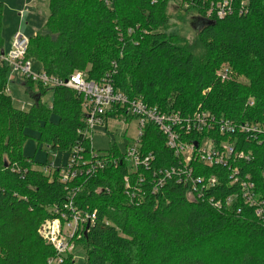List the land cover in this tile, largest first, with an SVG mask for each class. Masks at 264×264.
Returning a JSON list of instances; mask_svg holds the SVG:
<instances>
[{
    "label": "trees",
    "instance_id": "trees-1",
    "mask_svg": "<svg viewBox=\"0 0 264 264\" xmlns=\"http://www.w3.org/2000/svg\"><path fill=\"white\" fill-rule=\"evenodd\" d=\"M169 1L49 0V14L29 38L26 59L63 80L91 66L89 81L107 77L130 99H142L161 113L190 117L208 111L215 118L208 134L215 143L228 139L219 134L222 120L263 122L264 0H228L232 13L224 18L214 7L227 0H183L201 17L199 58L166 33ZM3 10L0 1L1 51ZM223 67L232 70L225 82L217 77ZM9 74V66L0 67V264H49L56 258L38 231L71 193L75 207L96 213V219L77 232L74 251L61 264H75L77 249L83 251L85 264H264V219L257 216V206L242 198L232 171L195 159L191 177L202 180L197 192L184 173L166 177L167 170L179 169L180 158L152 123L145 125L141 138V158L152 156L146 167H133L114 143L107 153L116 163L104 170L83 174L68 185L58 180L59 168L50 176L43 174L36 168L43 165L23 155L26 131H36L38 141L53 151L71 152L80 144L89 155L91 142L81 133L83 95L25 80L35 103L22 111L8 92ZM49 91L53 103L48 106L44 97ZM249 98L255 101L252 107ZM121 116L132 122L125 110L108 113ZM201 139L192 134L184 140L197 146ZM239 139L240 150L253 151V160L240 164V177L252 175L255 196L262 201L264 136ZM161 178L164 185L154 191ZM213 178L215 185L210 184Z\"/></svg>",
    "mask_w": 264,
    "mask_h": 264
},
{
    "label": "built area",
    "instance_id": "built-area-1",
    "mask_svg": "<svg viewBox=\"0 0 264 264\" xmlns=\"http://www.w3.org/2000/svg\"><path fill=\"white\" fill-rule=\"evenodd\" d=\"M217 16L224 18L225 15L231 14L229 1H224L214 7ZM13 38L11 46L8 50H0V67L7 65L10 68V74H17L23 80H31L35 84H40L44 88L53 89L55 87H65L83 95V112L84 131L82 135L89 139L92 146L91 133L98 127L107 128L110 120L119 121L124 118L108 117V113L116 111H126V117L132 118L136 122L137 135L135 139L126 144L125 158L133 165V167H146L148 159L141 158V138L145 125L152 123L156 125L165 136L166 145L173 150L174 154L180 158L179 169H172L166 172V177L170 178V174L184 173L189 181L192 182L193 190L197 192L196 185L202 182L200 179L191 177L193 169L191 163L195 159L201 161L208 167L226 168L231 173L233 184H237L241 188L242 198L251 206H257L256 214L264 219V200L257 201L255 196V185L251 174H245L240 177V166L243 162L253 160V151L249 150L246 153L239 149V137H251L252 140H259L264 136V121L263 122H233L231 120H222L218 126L220 136H228L226 141L215 143L216 139L208 134L213 132L215 128V118L208 111H198L193 116L183 117L180 113H161L156 108H149L142 99H130L122 91L116 89L114 85L108 81L107 77L100 82H93L87 79V74L84 72H76L66 80L57 79L48 75L45 71L34 72L33 62L26 59L29 38L23 35L16 34ZM9 74V75H10ZM10 77V76H9ZM217 77L220 81L225 82L232 77V70L229 67H223L218 70ZM11 76L9 81H14ZM10 93V92H9ZM254 99L249 98L247 105L252 107ZM128 128L125 129V132ZM195 134L201 135V142L197 146L193 142L184 140L186 137ZM92 148V147H91ZM93 149V148H92ZM70 160L59 167L53 165L41 167L39 169L43 174L50 176L58 169V180L63 185H68L74 182L79 176L85 174L92 175L99 170H104L105 167L116 159L113 155L105 153L99 156L93 151L86 155L81 145L78 144L71 150ZM157 173L155 172V175ZM264 181V170L261 173ZM126 187H129L128 178L125 179ZM142 183L143 180L141 179ZM165 179L158 180V187L154 191L163 186ZM216 179L210 180L211 185H215ZM74 194L71 193L66 199L63 207H55L52 210L54 218L46 219L39 228L41 238L56 251V258L48 261L49 264H61L63 256L73 253V240L77 236V232L84 228V225L89 222L94 223L96 213L88 214L78 210L74 205ZM230 203L231 199H227Z\"/></svg>",
    "mask_w": 264,
    "mask_h": 264
},
{
    "label": "rangeland",
    "instance_id": "rangeland-1",
    "mask_svg": "<svg viewBox=\"0 0 264 264\" xmlns=\"http://www.w3.org/2000/svg\"><path fill=\"white\" fill-rule=\"evenodd\" d=\"M0 1L4 4L2 28L4 50L10 48L13 41L12 37L16 34L28 38L33 37L42 29L49 14V0ZM167 4L166 18L168 19V29L166 33L176 38L182 46L189 48L199 58L203 54V50L198 42L197 31L200 28V14L188 7L183 0H170ZM32 62L34 72H41L43 70V66L40 65L41 63ZM90 69L91 66H88L83 72L88 74ZM9 76L14 78V81H9L8 83V92H10L14 107L22 111H28L35 103L34 98L30 94L31 92H27L28 84L17 74H10ZM129 79L127 80L128 84H130ZM238 79L243 80V77ZM37 90L38 88L35 87L32 94L37 93ZM44 101L48 106L53 103L52 91L46 93ZM52 119L55 121L54 116ZM124 120V118L119 121L110 120L106 129L98 127L91 133L92 148L99 156L107 153L114 143L122 152H125L126 144L135 139L137 135L136 122L125 123ZM126 128L128 130L125 132ZM26 132L28 140L22 150L25 158H29V160L31 159L34 163H39L44 167L51 165L59 167L70 160L72 156L70 152L53 151L49 146L38 141L39 137L36 131L29 130ZM36 168L41 169L40 166ZM75 264H85V255L80 249H77L75 253Z\"/></svg>",
    "mask_w": 264,
    "mask_h": 264
}]
</instances>
